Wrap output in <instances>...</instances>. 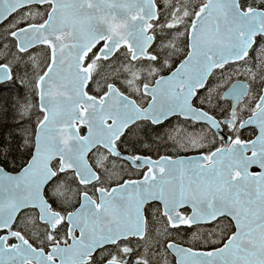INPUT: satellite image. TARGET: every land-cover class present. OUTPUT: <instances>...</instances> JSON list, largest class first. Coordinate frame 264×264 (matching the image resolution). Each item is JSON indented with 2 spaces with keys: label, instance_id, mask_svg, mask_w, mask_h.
Segmentation results:
<instances>
[{
  "label": "snow or ice",
  "instance_id": "obj_1",
  "mask_svg": "<svg viewBox=\"0 0 264 264\" xmlns=\"http://www.w3.org/2000/svg\"><path fill=\"white\" fill-rule=\"evenodd\" d=\"M0 264H264V0H0Z\"/></svg>",
  "mask_w": 264,
  "mask_h": 264
}]
</instances>
